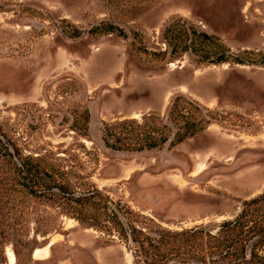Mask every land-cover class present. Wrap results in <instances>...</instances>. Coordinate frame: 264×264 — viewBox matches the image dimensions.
I'll list each match as a JSON object with an SVG mask.
<instances>
[{"label":"rangeland","instance_id":"374dc122","mask_svg":"<svg viewBox=\"0 0 264 264\" xmlns=\"http://www.w3.org/2000/svg\"><path fill=\"white\" fill-rule=\"evenodd\" d=\"M177 20L219 37L232 53L264 52V0H0L2 142L61 173L75 197L96 188L110 207L171 230L235 218L243 201L264 192V66L201 64L191 53L152 62L137 53L166 51L163 32ZM102 23L127 38L90 33ZM178 96L209 110L207 130L143 153L104 146L105 124H168ZM70 206L21 189L0 193V261L3 249L7 264L9 250L15 264H32L49 235L60 240L64 228L81 226V258L99 251L105 264H135L116 232L89 228L98 241Z\"/></svg>","mask_w":264,"mask_h":264},{"label":"trees","instance_id":"16d2710c","mask_svg":"<svg viewBox=\"0 0 264 264\" xmlns=\"http://www.w3.org/2000/svg\"><path fill=\"white\" fill-rule=\"evenodd\" d=\"M90 33L127 38L122 29L108 23L92 28ZM78 36L76 31L70 34L72 38ZM163 40L167 46L164 52L136 51L152 62L165 61L168 55L173 58L191 53L201 64L264 66V52L232 53L219 37L198 31L185 20L166 27ZM213 120L209 110L198 102L178 96L170 105L168 124H159L155 119L105 124L102 141L114 152L143 153L160 150L167 144L175 148L207 130ZM10 143L13 152L0 139L1 194L21 189L31 197L56 205L74 204L70 209L78 215L80 223L87 224L86 228L116 232L132 253L135 264H264V192L243 201L240 213L232 220L216 226L171 230L141 213L124 211L120 206L115 211L110 207L109 197L96 188L75 197L71 187L62 183L61 173L48 170L41 158L25 156ZM101 210L107 211L109 220L102 218L98 213ZM5 233L0 232L3 240ZM1 257L0 264H7L3 249Z\"/></svg>","mask_w":264,"mask_h":264},{"label":"crops","instance_id":"0c3cea01","mask_svg":"<svg viewBox=\"0 0 264 264\" xmlns=\"http://www.w3.org/2000/svg\"><path fill=\"white\" fill-rule=\"evenodd\" d=\"M78 229H82V227L78 226L72 229L64 228V231L60 235L62 237L60 240H57L55 235H49L46 245L36 249L41 252L43 255L42 258L35 257V250L32 256V264H105L99 251L95 252L92 257L90 254H84L87 258H85L84 255H82V258L80 257L81 250L87 249V246L84 244L81 246L77 242L74 231ZM83 229L98 240V238L91 233V229ZM100 246L112 250L110 245L100 244ZM130 261L131 260L128 259L126 263L130 264Z\"/></svg>","mask_w":264,"mask_h":264},{"label":"bare ground","instance_id":"6f19581e","mask_svg":"<svg viewBox=\"0 0 264 264\" xmlns=\"http://www.w3.org/2000/svg\"><path fill=\"white\" fill-rule=\"evenodd\" d=\"M35 255H36V258H42V256H43L39 250H36ZM8 256H9L10 263L15 264V262H16L15 254L9 250Z\"/></svg>","mask_w":264,"mask_h":264},{"label":"water","instance_id":"95a60500","mask_svg":"<svg viewBox=\"0 0 264 264\" xmlns=\"http://www.w3.org/2000/svg\"><path fill=\"white\" fill-rule=\"evenodd\" d=\"M7 144V143H6ZM8 146H9V144H7ZM112 207H113V209L115 210V211H117V207L116 206H114V204H112Z\"/></svg>","mask_w":264,"mask_h":264}]
</instances>
